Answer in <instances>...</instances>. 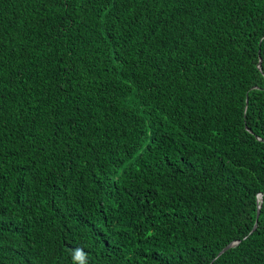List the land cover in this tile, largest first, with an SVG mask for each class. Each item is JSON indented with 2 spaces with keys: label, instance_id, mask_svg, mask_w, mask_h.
Here are the masks:
<instances>
[{
  "label": "trees",
  "instance_id": "16d2710c",
  "mask_svg": "<svg viewBox=\"0 0 264 264\" xmlns=\"http://www.w3.org/2000/svg\"><path fill=\"white\" fill-rule=\"evenodd\" d=\"M0 264H264V0H0Z\"/></svg>",
  "mask_w": 264,
  "mask_h": 264
},
{
  "label": "water",
  "instance_id": "95a60500",
  "mask_svg": "<svg viewBox=\"0 0 264 264\" xmlns=\"http://www.w3.org/2000/svg\"><path fill=\"white\" fill-rule=\"evenodd\" d=\"M259 65H260V61L258 62V66H259ZM259 139H260V138H259ZM259 196L261 197V196H262V193H258V194H257V201L260 202V201H261V198L259 199V198H258ZM259 208H260V203L258 204V209H257V213H256L255 223H254L252 229L250 230V233L253 232L254 229H255L256 226H257V218H258V215H259ZM237 243H238V240L230 242L229 244H227L226 246H224V247H223V248L217 253L216 256L220 255V254H221L222 252H224L226 249H228V248H230V247L236 245Z\"/></svg>",
  "mask_w": 264,
  "mask_h": 264
},
{
  "label": "clouds",
  "instance_id": "9594fccd",
  "mask_svg": "<svg viewBox=\"0 0 264 264\" xmlns=\"http://www.w3.org/2000/svg\"><path fill=\"white\" fill-rule=\"evenodd\" d=\"M76 255H77V258H81L83 256V253L81 250L78 249Z\"/></svg>",
  "mask_w": 264,
  "mask_h": 264
},
{
  "label": "bare ground",
  "instance_id": "6f19581e",
  "mask_svg": "<svg viewBox=\"0 0 264 264\" xmlns=\"http://www.w3.org/2000/svg\"><path fill=\"white\" fill-rule=\"evenodd\" d=\"M260 197V196H259ZM261 198V197H260Z\"/></svg>",
  "mask_w": 264,
  "mask_h": 264
}]
</instances>
